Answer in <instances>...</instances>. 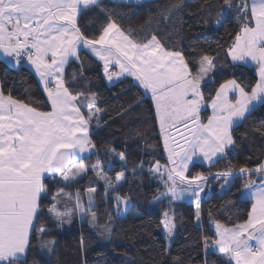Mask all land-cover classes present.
<instances>
[{"label": "snow or ice", "instance_id": "6c2138e0", "mask_svg": "<svg viewBox=\"0 0 264 264\" xmlns=\"http://www.w3.org/2000/svg\"><path fill=\"white\" fill-rule=\"evenodd\" d=\"M112 2L133 4L139 0ZM102 5L103 0H0V55L16 65L24 61L31 64L49 107L48 111H41L39 106H33L35 102L25 103L11 94L5 95L0 89V264H26L33 237L38 239L42 252L53 251L55 240L44 239L50 229L41 221L43 201L49 192L45 180L49 178L68 186L91 171L98 180L104 181L105 197L117 215L130 203L129 197L120 192L127 170L123 152L105 148L107 154L118 158L124 169L116 173L115 183L103 171L101 160L97 159L91 166L83 162L87 158L84 153L101 155L89 133L94 119L97 127L100 126L97 116L100 109L96 107L95 93L73 94L66 81L65 65L70 58L78 60L80 50H90L103 62L107 80L127 75L134 78L136 86L151 93L155 119L159 122L171 165L148 162V171L160 178L165 189L157 191L153 203L167 199L171 204L186 195L191 196L196 202L199 222L201 193L210 179L223 181L221 188L224 189L237 176H258V180H247L241 192L242 198L252 201L247 220L234 227L215 221L216 239L205 236L203 241L206 250L213 247L224 254L227 264L233 261L234 264H264V160L254 168L241 166L236 171L229 165L224 171L189 175L197 162L212 166L226 159L228 151L236 147L232 131L257 106L264 105V0H239L238 4L225 0L226 7L234 8L241 21L240 31L235 34L226 55L230 56L234 67L249 62L256 66L258 79L250 86V91L234 78L224 79L215 86L214 57H201L194 73L182 52L166 49L156 35L138 42L135 31L126 32L113 18V10ZM89 8H98L107 18L99 35L92 38L78 25L79 16ZM115 68L119 70H110ZM209 85L213 86L210 92H215L208 97L212 115L203 123L204 89ZM230 95L234 98L230 99ZM81 99L89 103L83 104ZM177 125L183 126L187 133H180L182 144L170 134ZM77 159L81 161L78 164ZM108 167L113 168L111 160ZM139 170L144 171L143 161ZM132 174L136 175V169ZM95 192V188L87 189L85 207L77 191L75 202L69 207L58 199L64 195L60 188L47 207L49 218L60 227L71 224L78 215L81 220L87 218L88 224L98 229L101 236L110 238L111 216L108 223L101 225L97 214L90 212ZM68 199H72L71 195ZM209 218H212L211 213ZM174 220V214L163 212L161 223L168 238L175 229ZM175 259L179 264V258Z\"/></svg>", "mask_w": 264, "mask_h": 264}, {"label": "trees", "instance_id": "16d2710c", "mask_svg": "<svg viewBox=\"0 0 264 264\" xmlns=\"http://www.w3.org/2000/svg\"><path fill=\"white\" fill-rule=\"evenodd\" d=\"M239 3V0H234ZM113 10V18L127 32L134 30L138 42L150 39L154 34L168 50L180 51L190 61L195 73L196 63L204 55L214 57L217 65L216 85L224 79H236L250 91L257 80L253 68L244 65L234 67L227 49L234 36L240 31L241 21L234 8H227L225 0H148L133 4H114L103 0V5ZM107 23L106 16L98 8L83 10L78 25L89 38L99 35L100 28ZM223 66V67H221ZM223 75H219V73ZM75 77V82L73 78ZM65 78L70 90L75 93L98 97L96 107L99 127L94 119L90 125V136L101 153L85 156L84 163L91 166L97 159L103 162V171L115 183L116 173L124 171L115 155L105 152L106 147L123 152L127 161L126 182L120 192L129 197L127 209L117 215L112 203L105 197L104 181L98 180L90 171L68 186L51 178L45 180L49 189L48 198L43 201L44 212L41 221L50 229L44 239H54L53 251H41L38 239L33 237L32 247L26 264H227L228 258L217 253L213 247H204L203 237L216 239L215 221L227 227L243 223L248 218L251 201L242 198L241 192L247 180H258L255 174L237 176L229 186L222 189L223 181L210 179L200 201L201 222L196 221V208L192 201L153 203L157 191L165 189L160 178L148 171L149 161L168 165L164 142L158 120L149 94L136 86L130 76L109 84L103 74L102 64L86 50H80L79 59L71 60L65 69ZM0 80L2 90L15 99L47 110L46 95L34 72L26 65L15 67L0 59ZM212 85L204 89L205 103L209 104ZM143 101L140 103L139 101ZM81 103L89 101L81 99ZM82 111L87 112L84 108ZM209 108L201 112V120L209 117ZM236 147L228 151L226 159L212 166L197 162L189 175L196 172L207 174L224 171L229 165L238 171L241 166L254 168L264 160V105L257 107L251 115L232 131ZM109 160L113 168L108 167ZM144 162V171L139 165ZM78 160L76 164L80 163ZM136 169V175L132 170ZM59 174H57L58 176ZM166 178V177H165ZM63 188L64 195L58 199L73 206L79 191L86 207L87 189L95 188L94 206L91 212L97 214L98 223L109 222L110 238L101 236L86 219L75 217L71 224L58 227L47 213L52 196ZM71 195L72 199H68ZM175 217L174 235L169 245L162 226L163 212ZM211 213V219L209 218ZM39 227V225L37 226ZM81 236L84 245L81 246ZM233 264V263H232Z\"/></svg>", "mask_w": 264, "mask_h": 264}, {"label": "crops", "instance_id": "0c3cea01", "mask_svg": "<svg viewBox=\"0 0 264 264\" xmlns=\"http://www.w3.org/2000/svg\"><path fill=\"white\" fill-rule=\"evenodd\" d=\"M144 1H148V0H139V2L138 3H141V2H144ZM81 16V15H80ZM80 16H79V18H78V22H79V19H80ZM90 55H92L96 60H98L99 61V59L97 58V57H95L94 56V54H92L91 52H90V50H86ZM229 58H230V56H229ZM0 59H2V60H4L6 63H9L10 65H13V66H15V67H19V66H21V65H26L27 67H29L33 72H34V74H35V70H34V68L31 66V64L30 63H28L27 61H24V62H22L20 65H16L15 64V62L14 61H11V60H6L2 55H0ZM73 59H75V58H70V61L71 60H73ZM230 60H231V58H230ZM69 61V62H70ZM101 64H102V66H103V62H101V61H99ZM68 65V64H67ZM67 65H65V69H66V67H67ZM241 65H243V64H241ZM244 66H247V67H249V68H253L254 69V71H255V73H256V66L252 63V62H249V64L248 65H244ZM65 69H64V71H65ZM111 71H118L119 69L118 68H115V69H110ZM36 75V74H35ZM257 75V74H256ZM125 76H127V75H125ZM125 76H122V77H119V78H113L111 81H109V80H107L106 78V81L109 83V84H111V83H115V82H117V81H119L120 79H122L123 77H125ZM36 77H37V79H38V81H39V78H38V76L36 75ZM133 78V77H132ZM134 79V78H133ZM257 79H258V76H257ZM41 85V84H40ZM42 86V85H41ZM0 89H2V86H1V80H0ZM4 92V91H3ZM148 94H149V96L151 97V93L150 92H147ZM4 94L5 95H9V94H6L5 92H4ZM46 95V94H45ZM230 98L231 99H233L234 97H232L231 95H230ZM260 106V105H259ZM259 106H257V107H259ZM49 110V108L47 109V110H41V111H48ZM204 109H203V107H202V109H201V112L203 111ZM81 111H82V109H81ZM86 115V114H85ZM203 123H207V120L205 121V122H203ZM158 124H159V122H158ZM89 133H90V126H89ZM180 133H183L184 135H187V133L185 132V130H184V128H183V126H181V125H177V129L176 130H171L170 131V134H171V136H173V137H175V140L176 141H178V142H180L181 144L183 143V141H182V139H181V135H180ZM162 138H163V136H162ZM163 142H164V140H163ZM171 146H173V147H175V145L174 144H172ZM178 150V149H177ZM86 154H88V153H84V154H82V155H86ZM166 154H167V156H168V153L166 152ZM79 159H77L76 161H75V163L78 161ZM201 163H204V164H207V162H201ZM171 165H169V163H168V167H170ZM201 194H203V193H201ZM244 199H247V198H244ZM194 200V198H192L191 196H188V195H186L182 200H178V201H193ZM250 200V199H249ZM251 201V200H250ZM251 203H252V201H251ZM227 227V226H226ZM234 227V226H233ZM253 244L255 243L254 241L252 242ZM213 250L215 251V252H217V253H219L218 252V250L217 249H215V248H213ZM222 255H224V254H222ZM225 256V255H224ZM226 257V256H225ZM233 264H234V261L232 262Z\"/></svg>", "mask_w": 264, "mask_h": 264}, {"label": "rangeland", "instance_id": "374dc122", "mask_svg": "<svg viewBox=\"0 0 264 264\" xmlns=\"http://www.w3.org/2000/svg\"><path fill=\"white\" fill-rule=\"evenodd\" d=\"M110 83V82H109ZM231 99V98H230ZM210 104H211V102H209V104H208V106H207V104L205 103V105H204V107H203V109H205V108H209V112H210V115L209 116H211L212 115V109H211V106H210ZM163 166H167L168 167V165H163ZM208 192V189H207V191H206V189H205V191L203 192V194L205 193H207ZM203 194H201V199H202V196H203ZM201 201V200H200ZM175 202H178V200L177 201H175ZM193 203H194V205H195V208H196V202H195V200H193L192 201ZM88 203V201H87V197H86V204ZM200 203V202H199ZM69 207H72V206H69ZM90 212H91V210H90ZM124 211H122L121 213H123ZM200 212H201V209H200ZM170 215H172L171 213H169ZM77 217H78V215H77ZM75 218V217H74ZM80 218V217H79ZM81 219V218H80ZM86 220H87V218H85ZM196 221H197V219H196ZM198 222V221H197ZM200 222H201V215H200V220H199V222H198V224H200ZM110 226L112 227V225L110 224ZM173 235H174V231H173V234H172V236H171V238H168L167 237V234H166V232H165V237H166V239L168 240V243H169V245H171V242H172V239H173Z\"/></svg>", "mask_w": 264, "mask_h": 264}]
</instances>
